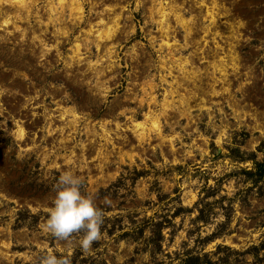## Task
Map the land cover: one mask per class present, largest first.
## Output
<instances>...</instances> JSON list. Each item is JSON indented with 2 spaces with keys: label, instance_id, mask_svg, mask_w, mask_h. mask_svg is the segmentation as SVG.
Masks as SVG:
<instances>
[{
  "label": "rangeland",
  "instance_id": "1",
  "mask_svg": "<svg viewBox=\"0 0 264 264\" xmlns=\"http://www.w3.org/2000/svg\"><path fill=\"white\" fill-rule=\"evenodd\" d=\"M84 1L73 30H0V264H264V181L240 161L264 160V0ZM64 171L103 212L87 252L41 227Z\"/></svg>",
  "mask_w": 264,
  "mask_h": 264
},
{
  "label": "clouds",
  "instance_id": "2",
  "mask_svg": "<svg viewBox=\"0 0 264 264\" xmlns=\"http://www.w3.org/2000/svg\"><path fill=\"white\" fill-rule=\"evenodd\" d=\"M81 183V179L70 171L60 173L54 185L53 206L49 208L41 227L59 240H68L73 233L82 230L79 247L82 252H87L92 243L101 238L103 212L95 205L91 195L81 193ZM40 264H71L70 255L58 257L49 251Z\"/></svg>",
  "mask_w": 264,
  "mask_h": 264
},
{
  "label": "flooded vegetation",
  "instance_id": "3",
  "mask_svg": "<svg viewBox=\"0 0 264 264\" xmlns=\"http://www.w3.org/2000/svg\"><path fill=\"white\" fill-rule=\"evenodd\" d=\"M86 2L89 3L90 0H86ZM99 2H103V0L102 1L100 0ZM4 3L0 6V21H2L3 19L11 18V20L14 21L16 20L15 21L16 24L11 23V25L10 24L6 25L3 22H0V30H22V31L38 30V31L52 32L57 30H73L75 29V27L79 26L78 24H74L72 22L73 19L70 16L68 5H65L66 10L63 12H61L60 9H57L56 11L53 10V12L50 10L49 5L51 4L53 6L56 5V7L60 8L59 6H57V0H29V1L27 0L26 1L27 7L22 8V10H19V12L16 11V9H18L17 7L11 5L10 3L7 4ZM84 3L85 1L83 2V5ZM28 6L29 8L31 7L30 10ZM27 8L29 12L26 11ZM103 9L99 11V14H101L102 17L99 16L98 21H100V19L104 21ZM19 15L21 16L17 17ZM50 16L52 17L53 20L52 22H50L49 20ZM50 34L51 37L52 36L54 37L53 33Z\"/></svg>",
  "mask_w": 264,
  "mask_h": 264
},
{
  "label": "bare ground",
  "instance_id": "4",
  "mask_svg": "<svg viewBox=\"0 0 264 264\" xmlns=\"http://www.w3.org/2000/svg\"><path fill=\"white\" fill-rule=\"evenodd\" d=\"M26 1L27 0H0V6L5 2L6 4L7 3H10L11 5H13V6H15V7H17L18 9H16V11L17 12H19V10H22V8H26L27 6V4H26ZM29 1V0H28ZM4 3V4H5ZM10 4H8V5H10ZM32 4V3H31ZM161 4V6L159 7V8H157V14H158V16L160 17V19L158 20V25H159V30L162 32V33H164V36H165V38L166 39H169L168 38V36H169V31H170V25H169V22H168V19H169V13L170 12H167L166 11V8L162 5V3H160ZM65 5H68V8L70 9V10H72V12L74 13V14H77V15H79V14H81V12H82V6H83V1L81 0V1H79V0H57V6H59L60 8H58V7H56V5H49V7H50V10L53 12V10L54 11H56L57 9H61L62 11H64V10H66V7H65ZM5 6V5H4ZM31 6V5H30ZM32 7V6H31ZM30 7V8H31ZM28 8H29V6H28ZM28 8H27V12H29V10H30V8H29V10H28ZM15 11V12H16ZM14 12V13H15ZM16 12V13H17ZM213 15H214V13H212ZM21 15H19V16H17V17H20ZM28 16V15H27ZM16 17V18H17ZM214 17V16H213ZM56 18V17H55ZM75 18V17H74ZM178 18V20L181 22V24L182 25H186L185 24V22L180 18V17H177ZM8 19V18H7ZM29 19V18H28ZM51 19V16L49 17V20ZM120 18L117 16L115 19H114V21H113V23H114V26L112 25V26H107V29L105 30V31H98V33L96 34L97 35V38L98 39H103V38H105V39H110V38H112L113 37V35H115V32H116V30H117V24H118V20H119ZM212 19H214V18H212ZM9 20V19H8ZM3 21V23L4 24H8L9 22L8 21H6L5 19H3L2 20ZM176 21H177V19H176ZM101 22H103V21H101ZM14 23V22H13ZM11 24V23H10ZM180 24V25H181ZM99 25V24H98ZM188 30V29H187ZM92 32V31H91ZM65 33V32H64ZM89 33V32H88ZM93 33V32H92ZM91 34V33H90ZM165 39V40H166ZM168 42L166 41V44H167ZM168 45V44H167ZM80 50V45H77V51H79ZM185 63V62H184ZM184 65V64H183ZM217 65H214V67H216ZM181 70L182 71H184V67H182L181 68ZM186 78V77H185ZM176 81V80H175ZM178 82V81H177ZM184 97V96H183ZM169 102L168 101H165L164 102V107H166V108H169ZM148 120H150L151 121V126H152V128L153 129H155L158 133H160V131H161V129H160V123H159V118L158 117H153V116H148ZM149 128V127H148ZM150 129V128H149ZM127 130V129H126ZM147 130V125H146V123L145 122H138V123H135V124H133V131L134 132H137L136 134H137V136L140 138V139H143V138H145L146 137V131ZM24 132H22V130H20L19 131V134H20V136H24V134H23ZM139 139V140H140Z\"/></svg>",
  "mask_w": 264,
  "mask_h": 264
},
{
  "label": "trees",
  "instance_id": "5",
  "mask_svg": "<svg viewBox=\"0 0 264 264\" xmlns=\"http://www.w3.org/2000/svg\"><path fill=\"white\" fill-rule=\"evenodd\" d=\"M237 152H239V150H237ZM234 159H236V158H234ZM240 161H250L252 163V166L250 168L247 167L245 169H242V171H241L246 176L248 181H250L254 185H257L259 182L264 181V160L258 161L254 156H252L251 158H240ZM198 211H199V215H198L197 219H199V220L203 219L202 215H203L204 210L199 209ZM158 232H159V230H158ZM126 234H129V233L126 232ZM160 237L161 236H159L158 239L152 238L151 240L154 243H156L157 246H159ZM209 239H211V237ZM221 247L222 246L219 245L217 247V249H221ZM226 248H228V247H226ZM252 250H254L256 252L260 251V250H264V241L259 246H253ZM252 254L256 255L254 253H252ZM181 262H182V264H214L209 259H207V258L204 259L199 254H192L191 252L186 253L183 256Z\"/></svg>",
  "mask_w": 264,
  "mask_h": 264
}]
</instances>
